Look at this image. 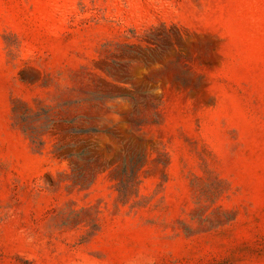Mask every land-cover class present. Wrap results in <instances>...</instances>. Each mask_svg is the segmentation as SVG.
I'll return each mask as SVG.
<instances>
[{
	"label": "rangeland",
	"instance_id": "obj_1",
	"mask_svg": "<svg viewBox=\"0 0 264 264\" xmlns=\"http://www.w3.org/2000/svg\"><path fill=\"white\" fill-rule=\"evenodd\" d=\"M0 264H264V0H0Z\"/></svg>",
	"mask_w": 264,
	"mask_h": 264
}]
</instances>
